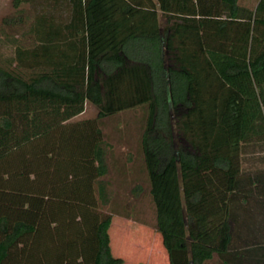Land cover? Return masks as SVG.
<instances>
[{
  "label": "trees",
  "instance_id": "trees-1",
  "mask_svg": "<svg viewBox=\"0 0 264 264\" xmlns=\"http://www.w3.org/2000/svg\"><path fill=\"white\" fill-rule=\"evenodd\" d=\"M237 1L12 0L0 264H113L102 123L135 109L168 264H264V0Z\"/></svg>",
  "mask_w": 264,
  "mask_h": 264
},
{
  "label": "rangeland",
  "instance_id": "rangeland-1",
  "mask_svg": "<svg viewBox=\"0 0 264 264\" xmlns=\"http://www.w3.org/2000/svg\"><path fill=\"white\" fill-rule=\"evenodd\" d=\"M0 18L13 13L12 0H1ZM28 9V6L26 7ZM159 14L161 27L165 19ZM97 108L87 104L75 120L92 119ZM143 111H124L103 120L107 151L106 184L109 203L100 211L112 215L109 229L113 264H168L160 234L155 230V209L142 161L139 138ZM245 156L244 158L257 157ZM206 264H219L216 256Z\"/></svg>",
  "mask_w": 264,
  "mask_h": 264
},
{
  "label": "crops",
  "instance_id": "crops-1",
  "mask_svg": "<svg viewBox=\"0 0 264 264\" xmlns=\"http://www.w3.org/2000/svg\"><path fill=\"white\" fill-rule=\"evenodd\" d=\"M259 0H238V5L248 9H254ZM0 0V7L1 6ZM2 17L0 18V65L2 61L6 59L13 58L15 55L16 44L21 42V38H19L18 34L10 35L8 37L6 27L2 26ZM10 34V33H9ZM80 116V115H79Z\"/></svg>",
  "mask_w": 264,
  "mask_h": 264
}]
</instances>
